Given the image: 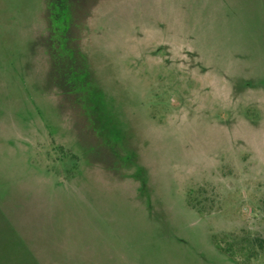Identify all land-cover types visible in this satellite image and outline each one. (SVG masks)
I'll use <instances>...</instances> for the list:
<instances>
[{
	"label": "rangeland",
	"instance_id": "obj_1",
	"mask_svg": "<svg viewBox=\"0 0 264 264\" xmlns=\"http://www.w3.org/2000/svg\"><path fill=\"white\" fill-rule=\"evenodd\" d=\"M0 264H264V0H0Z\"/></svg>",
	"mask_w": 264,
	"mask_h": 264
},
{
	"label": "trees",
	"instance_id": "obj_2",
	"mask_svg": "<svg viewBox=\"0 0 264 264\" xmlns=\"http://www.w3.org/2000/svg\"><path fill=\"white\" fill-rule=\"evenodd\" d=\"M214 242L216 247L222 251L223 253H225L226 255H228L232 260H236L237 257V253H236V249H235V243L231 242V241H222L220 240L218 237H214Z\"/></svg>",
	"mask_w": 264,
	"mask_h": 264
}]
</instances>
